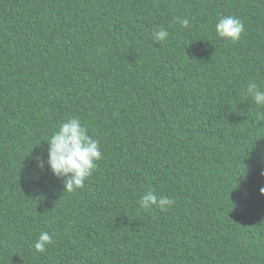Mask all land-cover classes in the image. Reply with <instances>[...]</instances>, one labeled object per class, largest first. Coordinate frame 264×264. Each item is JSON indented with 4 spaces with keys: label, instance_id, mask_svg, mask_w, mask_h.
<instances>
[{
    "label": "trees",
    "instance_id": "obj_1",
    "mask_svg": "<svg viewBox=\"0 0 264 264\" xmlns=\"http://www.w3.org/2000/svg\"><path fill=\"white\" fill-rule=\"evenodd\" d=\"M229 15L236 43L216 33ZM249 83L264 90V0H0V264H264ZM70 118L102 153L71 193L36 161ZM149 191L174 203L146 211Z\"/></svg>",
    "mask_w": 264,
    "mask_h": 264
},
{
    "label": "clouds",
    "instance_id": "obj_2",
    "mask_svg": "<svg viewBox=\"0 0 264 264\" xmlns=\"http://www.w3.org/2000/svg\"><path fill=\"white\" fill-rule=\"evenodd\" d=\"M178 22L185 29L190 27L187 17L178 18ZM215 29L220 38L232 43L240 41L245 31L243 22L230 15L220 17ZM152 35L155 42H164L167 41L169 32L161 27L154 30ZM247 95L256 105L264 106V90L256 83H249ZM47 144V160L37 157L38 167L41 170L47 167L57 179L62 180L65 192L71 193L82 189L102 159L99 141L88 134V129L81 124L80 120L70 118L62 122L50 135ZM260 193L264 195V188L260 189ZM173 203L171 199L158 196L151 191L145 192L139 200L141 208L146 211L153 208L166 211ZM51 243L52 236L48 232H41L34 248L37 252L43 253Z\"/></svg>",
    "mask_w": 264,
    "mask_h": 264
}]
</instances>
